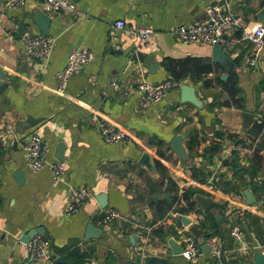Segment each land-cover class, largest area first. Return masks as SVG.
Here are the masks:
<instances>
[{"label": "crops", "instance_id": "1", "mask_svg": "<svg viewBox=\"0 0 264 264\" xmlns=\"http://www.w3.org/2000/svg\"><path fill=\"white\" fill-rule=\"evenodd\" d=\"M72 1L75 12L64 14L51 11L42 0H26L18 7L0 0V70L6 78L0 92V264H55L28 255L19 236L30 228L41 230L37 234L46 240L53 259L65 256L62 264H140L147 257L190 264L181 254L173 255L166 243L169 238L177 242L176 226L182 231L195 226L201 234L207 228L216 231L212 236L219 242V259L202 253L198 245L196 264H264L254 261L256 251L249 247L264 243V196L256 204L262 194L258 182L264 180V58L248 65L251 43L233 32L236 42L225 51L233 68L222 80V68L211 59L212 45L174 39L172 28L200 21L203 8L216 0ZM228 2L241 28L264 20V0ZM37 15L48 19L45 35L54 38L45 62L28 61L23 54L22 37L40 34L32 22ZM116 20L124 26H151L149 44L143 46L115 28ZM20 28L24 32L16 38ZM77 47L88 48L92 60L73 73L58 94L54 74ZM147 55L155 64L151 72L144 62ZM164 79L192 86L200 106L180 102L175 88L157 103L139 108L135 91L111 87L112 81L134 85ZM244 112L252 115L246 126ZM27 118L32 124H23ZM98 120L123 131L128 141L104 143L96 130ZM190 131L197 134L191 153L184 146ZM31 132L47 143V162L58 160L56 148L63 144L64 168L58 180H52L46 166L36 172L27 168L19 140ZM176 134L183 136L185 162L168 147ZM210 141L218 142L219 149L202 158L199 153ZM142 153L148 155L152 169L138 163ZM232 158L241 166L236 172L229 163ZM250 164L253 177L247 172ZM17 170L20 183L14 179ZM208 178L215 183L212 193L202 186ZM167 183L173 184L170 193L165 191ZM72 187L90 189L93 196L117 190L127 204L123 222L95 225L92 218L100 208L93 196L76 212L65 214ZM186 190L194 195L185 198ZM243 190L256 201L246 205ZM197 195L210 198L207 211L195 200ZM175 201L180 206L175 207ZM180 207L188 210L176 212ZM231 208L243 211L242 219L232 220ZM171 209L179 214L175 221L169 216ZM203 214H210L216 226L210 227ZM88 223L101 228L98 238L83 239ZM234 226L240 240L229 234ZM131 234H136L133 243L128 240Z\"/></svg>", "mask_w": 264, "mask_h": 264}, {"label": "built area", "instance_id": "2", "mask_svg": "<svg viewBox=\"0 0 264 264\" xmlns=\"http://www.w3.org/2000/svg\"><path fill=\"white\" fill-rule=\"evenodd\" d=\"M26 0H2L3 5L10 7L21 6ZM35 1V0H34ZM51 11L70 14L75 12V5L72 0H42ZM114 27L122 29L130 37L135 38L143 46H147L153 35V29L148 25H130L124 26L122 20H116ZM240 32V36L247 39L251 43V51L245 58L248 65H252L257 58H264V25L256 23L250 29H243L240 25V20L236 17L231 9L228 0H216L207 4L203 8V17L198 22H190L180 24L170 30V34L177 42L182 44L196 43L212 45L219 43L222 50L225 52L230 50L236 42L232 33ZM54 44L52 36L28 33L22 37L23 54L28 61L45 62L49 56L51 48ZM93 54L86 47H77L70 50L65 59L63 67L54 74L56 80L55 92L62 94L68 78L81 70V68L92 60ZM179 83L173 79H164L160 82L149 83L140 81L134 85L121 83L117 81L111 82V87L116 90H122L124 93L135 91L137 93L136 105L139 108H145L150 104L160 101L167 91L178 88ZM96 130L102 141L107 144L122 143L128 141V136L120 129L111 126L103 121H96ZM12 130H7L6 133L11 134ZM19 146L22 151L27 168L31 172H36L43 166H46L52 180H58L62 174L64 163L61 160L47 162L45 157L48 153L47 143L37 134L28 133L22 136L19 140ZM203 189L207 193H212L215 189V183L212 178H208L202 184ZM93 194L90 189L81 187L70 188L65 203L63 212L67 215L74 213L78 208ZM264 191L261 197L256 201H263ZM179 201L174 202V206H180ZM179 214L171 209L169 216L173 221ZM244 215L243 211H237L231 208L230 217L232 220H240ZM93 223L97 226H103L112 222L121 223L124 220V215L116 208L100 209L93 216ZM177 242L182 247L181 255L190 264H196L200 256V249L197 243V238L188 230L182 231L176 226ZM229 234L235 239H241L240 231L234 226L230 229ZM206 245L209 248L208 254L211 258L219 259L221 253L218 239L214 236H209L206 239ZM26 252L34 260L45 262H53L52 256L48 253L47 242L41 234H35L26 244ZM252 250L259 252L264 259V243L250 244Z\"/></svg>", "mask_w": 264, "mask_h": 264}, {"label": "water", "instance_id": "3", "mask_svg": "<svg viewBox=\"0 0 264 264\" xmlns=\"http://www.w3.org/2000/svg\"><path fill=\"white\" fill-rule=\"evenodd\" d=\"M36 18H33L32 22L37 25L40 34L45 35L46 34V24L48 22V19L45 18L44 16H39V15H37ZM263 21L264 20H261V23H263ZM23 32H24V28H20L16 38H19V35L22 34ZM211 49H212V53H211L212 61L214 63H217L224 72L223 74L220 75V79L223 80L225 78V74L232 71V68H233L232 59L227 53H225L222 50V46L219 43L212 44ZM152 60H153V57L151 55H147L144 59V62L148 66L149 72H151L152 69H154L155 67V64H153ZM0 81H2L0 83V92H1L2 87L6 84V78L2 70H0ZM178 88H179V101L180 102H188L195 107L200 106V101L196 98V95L194 93V89L192 86H189L187 84H180ZM251 118H252V115L250 113L244 112L242 114L243 125L246 126ZM27 123L32 124V120H30V118H27L26 122H24L23 124L26 125ZM182 137L183 136L181 134H176L169 141L168 147L174 152V154L177 156V158L181 162H185L187 160V155L181 144ZM62 150H63V144L60 142L56 148V154H55L56 159L58 160L62 159ZM138 163L141 165H144L146 168L152 169V165L150 164L148 155L146 153H142L140 155V158L138 159ZM229 163L234 172L239 170L241 167L240 165L237 164L234 158H232ZM14 179L18 183H20L22 176L19 170L15 172ZM242 194L244 195L246 205H249L255 202V198L250 194L248 190H243ZM93 198L96 201V204L98 205L100 209L104 207L116 208L123 214H125L127 211V204H126L125 197L121 196L120 193L115 189H109L105 194H95ZM195 200L197 201V203L200 205V207L204 211H207L212 205V202L209 197L197 195L195 196ZM213 216L216 220L220 219V216L217 213H214ZM180 217L179 219H182ZM189 231L195 237L200 236L201 234V232L195 226H191L189 228ZM40 232L41 230H39V228H30L25 233L19 236V240L22 243L26 244L35 234L40 233ZM100 235H101V228L93 225L92 223H88L85 227L83 239L86 240L88 238H98ZM135 237H136V234L129 235L128 236L129 242L133 243ZM166 243L168 245L170 252L173 255H179L182 253V247L178 242L169 238L167 239ZM197 243L200 246L202 253L206 254L209 252V248L206 245L204 238L201 237ZM253 257L256 263L264 262V259L259 254V252H255L253 254ZM64 260H65V256L59 255L53 259V263L62 264L64 263Z\"/></svg>", "mask_w": 264, "mask_h": 264}, {"label": "trees", "instance_id": "4", "mask_svg": "<svg viewBox=\"0 0 264 264\" xmlns=\"http://www.w3.org/2000/svg\"><path fill=\"white\" fill-rule=\"evenodd\" d=\"M177 81V80H176ZM216 136H219V134H215ZM197 134L196 131H190L186 134V140L184 142V146L186 148V150L188 152L191 153V151L193 150V148L195 147V145L197 144V138H196ZM219 149V144L216 141H210L209 143H207V145L201 150V152L199 153V155L202 158H208L210 155H212L213 153H215L217 150ZM248 175L249 177H253L255 174V168L253 167L252 164H250V166L247 169ZM258 189L262 192L264 191V180H261L260 182H258ZM165 191L167 193H170L171 191H173V184L172 183H167V188H165ZM184 197H192V195H194V191L193 190H186L185 193L183 194ZM167 198H170V196H167ZM192 201H189V204H191ZM188 204V206H189ZM169 207V204H167V208ZM188 208H178L175 211L176 212H184L187 211ZM203 218L204 220L207 222L208 221V225L210 227H215L216 224L214 222L213 217L210 214H203ZM216 231H214L213 229H204L203 233L201 234L202 238L207 239L209 236H212L215 234ZM71 253L73 254L75 249L73 248L72 250H70ZM140 264H172L170 263L166 258L164 257H147L144 259L143 262H141Z\"/></svg>", "mask_w": 264, "mask_h": 264}]
</instances>
